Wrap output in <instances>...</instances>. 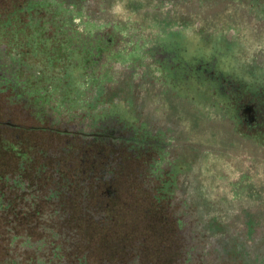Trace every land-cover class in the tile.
I'll use <instances>...</instances> for the list:
<instances>
[{"label":"rangeland","instance_id":"obj_1","mask_svg":"<svg viewBox=\"0 0 264 264\" xmlns=\"http://www.w3.org/2000/svg\"><path fill=\"white\" fill-rule=\"evenodd\" d=\"M77 4L83 16H89L87 28L92 32L83 31L82 14L64 11L60 26L67 35L71 34L72 42L65 33L62 38L67 45L71 43L76 48L83 44L95 51L94 67L85 69L69 61L56 71L38 61L30 67L20 61L23 64L14 62L13 69L21 73L22 80L28 78L38 88L45 84L37 77L39 72L46 85L54 86L56 78H61V91L56 96L63 105L74 106L75 114L86 120L70 117L67 125L48 124L49 131L53 126L55 133H61L53 141L49 131H32L36 130L32 126L41 125L33 117L26 118L28 114L20 109V117L13 121L30 131L25 136L30 141H59V157L71 152L73 159L77 154L79 158L75 168L67 169L63 159L55 160L54 146L51 167L42 164L36 169L42 175L49 171L44 192L36 181L27 185L7 176L8 189L28 191L26 201L30 207L42 195L53 204V213L61 216L62 210L60 214L55 210L61 207L60 199L70 188L78 182L87 188L105 179L113 180L110 169L115 170L125 154L134 153L130 156H138V175L141 170L142 174L146 172L137 179L140 188L152 191L154 198H167L170 191L164 186L176 181L170 210L184 223L175 238L182 250L193 252V260L187 264H264V143L250 137L243 126L239 128L215 93L217 85L226 94L230 89L238 92L241 80L234 81L238 76L257 82L248 69L262 70L258 82L264 78V0H77ZM47 14L55 24L59 12ZM31 15L41 19L43 13ZM38 32L35 33L39 35ZM132 34L143 39L141 49L133 47ZM54 41L57 39L50 36L40 37L29 46L38 58L49 54ZM99 45L109 47V60L98 57ZM5 57L1 55L4 60ZM157 69L161 75L156 74ZM85 89L87 92H83ZM81 96L91 104V111L77 107L81 106L77 105ZM23 104L24 111L29 109ZM87 111L90 115H84ZM72 131L82 132L81 137L104 136L108 145L104 150L99 148L100 155L93 159L86 149L88 144L82 147L78 137L79 148L76 146V138L69 136ZM16 132H7L8 139L19 140L20 133ZM140 144L145 150L144 158L135 149ZM7 145L16 151L20 163L30 161L24 146L12 141ZM169 171L173 177L162 182ZM114 187L110 181L107 190ZM131 215L126 229L132 228L134 224L130 222L135 216L137 231L150 228L140 220L142 214ZM42 217L43 231L49 227L58 229L57 220L50 223L54 221L51 214ZM53 238L65 236L54 233ZM11 248L20 254L18 245L11 243ZM45 251L49 256L50 247L44 246Z\"/></svg>","mask_w":264,"mask_h":264},{"label":"flooded vegetation","instance_id":"obj_2","mask_svg":"<svg viewBox=\"0 0 264 264\" xmlns=\"http://www.w3.org/2000/svg\"><path fill=\"white\" fill-rule=\"evenodd\" d=\"M65 1L20 0L18 3L17 0H0V5L4 4L0 6V204H4L0 206V264H187L193 260V252L190 249L187 252L182 250L181 244L177 243L175 238L176 231L184 227V223L178 219L175 225V219L170 210L171 205L170 207H159V201L152 196L153 194L143 191L137 180H129L121 175L114 177L113 180L105 179L96 183L93 186L94 189L90 190H84L77 184L74 187L76 189L73 188L74 190L61 197V207H56V213L60 214L62 210L61 216L53 213L51 207L53 204L42 195L34 202V206L30 207L26 201L28 191L19 190L17 187L13 189L7 187L5 177L8 176V178L15 177L18 183L25 182L27 185L36 181L39 189L44 192L48 186L46 177L49 171H45L42 175L38 174L36 169L42 164L45 168L51 167L53 157H55L52 153L54 146L57 155L55 160L63 159L67 169L72 170L73 166L74 168L76 166L77 160L73 159L69 153L64 158L58 156L59 141L53 143L45 140L30 141L25 137L30 131L26 132L23 124L13 121L14 117H20L19 114L23 111L28 114L26 118L33 117L41 125V127L32 126L36 129L32 131L40 133L49 131L48 124L67 125L71 118L81 119V116L75 114L74 106L63 105L61 99L56 96L61 91L58 85L62 82L61 78H56L54 86L46 85L43 73L39 72L37 77L45 84L38 88L30 83V79L22 80L21 73L18 75V71L13 69L14 62L17 65L23 64L20 61H24L27 67L32 66L31 64L35 65L34 62L38 61L44 63V65L41 64L43 67L54 68L56 71H59L69 61L85 69L94 67L96 64L94 63L95 51L91 52L83 44H78L76 48L71 43L67 45L66 40L62 38L65 33L67 40L72 42L71 34L67 35L63 30V25L60 26L64 11H70L73 14L76 12L77 16L82 14L83 31L92 32L87 28L90 18L86 14L83 16L82 9H77V0ZM16 4L20 7L16 8ZM60 8L63 10L59 11ZM57 11L59 14L55 18V24H52L47 12L50 14ZM32 13H43V16L38 19L37 15L30 16ZM27 21L30 23L22 29L21 26ZM36 31H39V35L35 33ZM49 36L50 39L56 38L57 41L52 42L53 46L50 45L49 54L37 58L29 44L34 43L40 37L48 38ZM131 41L133 47L138 49L143 39L132 34ZM108 51L107 45L98 46L102 60L107 59L106 52ZM27 54H30V57ZM1 55L6 56L5 60L1 58ZM34 58L35 61L32 60ZM61 65L63 66L59 67ZM155 72L161 75L160 69ZM25 84L27 86L22 92V86ZM17 88L21 89L17 90ZM23 102L29 106V109L25 111L22 109ZM16 105L18 108H15ZM77 105H81L77 107L91 111L89 106L91 104L85 96L77 100ZM90 111L84 115H90ZM49 115H51L50 120L47 119ZM82 119L86 120L84 117ZM50 128V138L53 141L56 134L61 135V133H55L53 126ZM14 130L22 136H19V140L7 137V132ZM81 133L80 131L69 133L70 137L76 138L78 148L77 137L82 147L85 143L89 145L92 138L89 134V136L81 137ZM9 141L19 143L21 147L24 146L23 148H26L24 152L28 153L30 161L20 163L16 151L7 145ZM95 143L91 145H99ZM65 149L69 150L70 147L66 146ZM110 181H113L116 187L122 188L114 187L116 190L108 191L107 186ZM127 183L133 184L132 189L136 187V191L126 189ZM168 204L170 201L166 202V205ZM45 213L51 214L50 219H54L50 223H56L57 220L58 229L49 227L47 231L42 230L41 227L45 223L42 215ZM135 213L142 214L140 220L143 224H150L149 229L143 232L137 231L139 226L136 224L138 222L136 216L132 218L133 223L130 222L134 224L131 225L132 228L126 229L127 218ZM48 225L51 224L48 222ZM63 229L65 233H62ZM54 233L64 235L65 238H53ZM36 235L37 239L34 238ZM11 243L19 246L20 254H17L18 251L13 252ZM44 246L50 247V255L47 257L46 251L43 252Z\"/></svg>","mask_w":264,"mask_h":264},{"label":"trees","instance_id":"obj_3","mask_svg":"<svg viewBox=\"0 0 264 264\" xmlns=\"http://www.w3.org/2000/svg\"><path fill=\"white\" fill-rule=\"evenodd\" d=\"M132 54H134V53H132ZM98 57H100L99 52H98ZM96 60H97L96 56H94V63L97 62ZM246 69H248V68H246ZM251 71L252 72H250L248 69V72L252 74L250 77H252L255 80H257V79L259 80L260 74L263 75L261 73L262 70L261 71L257 70V72H256L254 69H252ZM235 78H237L238 80L236 79L234 81L241 80L238 82V87H237L238 92H235V90L233 91L230 89L229 93L226 94L225 92H221V90H220L221 88L219 87L220 85H217V87L215 89V91H216L215 93L220 98V100H221L220 103L227 110V114H229V115L231 114L229 117L233 118V119H235V121H237L239 128H240V126H243L244 130H246L248 132L250 137H252V138L255 137V138H257V141L264 143V83H262L264 78L263 79L261 78L260 82H258V80H257V82H249V81L247 82L244 79L243 80L240 79V78H242L240 76L235 77ZM248 102H250V103L248 104ZM258 102H259L260 107L258 105ZM236 126H237V124H236ZM237 129H238V127H237ZM90 141L91 142L89 143V145H87L86 149L89 151V155L93 159H96V157H98L97 155L98 154L100 155V153H101L100 151L98 152V149L99 148H101L103 150L106 149L107 141L104 138V136H101L98 134L94 135L90 139ZM94 142H96L95 144H99V145L98 146L91 145ZM140 145L141 146L136 145L135 149H136V152L139 153V157L144 158L145 152H143V151H145V150H143L142 144H140ZM87 150H86V153H87ZM67 151H70V149ZM70 153L71 152H69V154ZM130 155L132 156V155H134V153L133 154H125L124 157L122 159H120L121 164L118 165V167L113 171L110 169V171L113 172L114 177H120L122 175L124 177H127L129 180H135L136 181L140 177V175H144L146 173L145 172L144 174H142L143 170H141V173L138 175L137 169L139 168V166H138V163L136 162L138 156H134L132 158ZM164 157H166V156H164ZM78 158L79 157L77 154L76 160H78ZM159 160L160 159L158 158L156 161L159 162ZM76 163H77V161H76ZM159 166H161V165H159ZM159 168H161V167H159ZM164 174H165V176H164V178H162V182H165V180L173 177L172 174L170 173V171L165 172ZM143 180H144V177H143ZM175 182L173 184L171 182L167 186H164L165 189L170 191V194L167 198H164L162 200L160 199V197L155 198L157 201H159V207H166V206L170 207V205L172 207L171 203H172V198L175 194V192L173 190ZM131 183H127L125 185L126 189H132L133 184H131ZM77 184L80 185L79 182ZM81 187L84 190L93 189V186L92 187L88 186L87 188H84L83 186H81ZM74 189H76V188H74ZM74 189L70 188L69 191L74 190ZM135 189H136V187L133 188L132 190H135ZM142 190L145 192H149V193L153 194V192L146 189V187H143ZM167 201H170V204L166 205ZM174 219H175V225H176L178 223V218L174 216Z\"/></svg>","mask_w":264,"mask_h":264}]
</instances>
